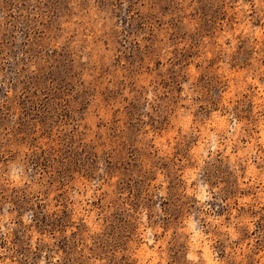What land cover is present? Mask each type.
<instances>
[{
    "label": "rangeland",
    "instance_id": "rangeland-1",
    "mask_svg": "<svg viewBox=\"0 0 264 264\" xmlns=\"http://www.w3.org/2000/svg\"><path fill=\"white\" fill-rule=\"evenodd\" d=\"M0 264H264V0H0Z\"/></svg>",
    "mask_w": 264,
    "mask_h": 264
}]
</instances>
